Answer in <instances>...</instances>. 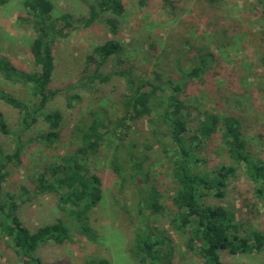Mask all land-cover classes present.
Masks as SVG:
<instances>
[{"label":"rangeland","instance_id":"rangeland-1","mask_svg":"<svg viewBox=\"0 0 264 264\" xmlns=\"http://www.w3.org/2000/svg\"><path fill=\"white\" fill-rule=\"evenodd\" d=\"M50 1L53 18L69 14L70 20L75 21L87 14L80 0ZM170 1L172 8L166 10L162 0H146L143 6L137 0H123L125 9L117 20L115 35L107 26L95 23L68 30L53 44L54 68L48 88L60 92L44 111H60L59 137L51 143L37 140V136L47 132L46 123L38 117L20 135V161L8 165L1 192L3 203L13 197L15 213L30 231L56 220L69 227L70 238L63 244L37 247L35 255L41 264H87L95 258H104L109 264H142L132 254L136 233L148 235L162 254L171 248L169 264H202L184 248L185 236L171 226L175 209L170 198L175 184L158 143L166 142V130L158 122V129L155 128L147 117L128 119L124 102L129 93L128 82L139 78L150 81L155 74L163 81L180 80L179 69L187 71L204 59L201 77L185 82L179 95L185 104L183 113L189 117L186 136L205 113L214 114L219 120L225 115L233 116L251 156L264 163V66L260 63L264 54V15L259 0ZM24 15L18 0L0 7V56L18 70L29 72L34 67L28 49L35 34L22 20ZM110 37L122 48L100 71L102 75L111 73L110 77L105 82L87 80L83 87L72 86L92 71L91 66L83 73L85 56L95 44ZM0 90L28 107L37 101L31 96L29 85L8 82L1 74ZM72 96H78V100L69 103ZM0 112L10 132H0V145L6 154L14 149L12 135L19 128L21 116L18 109L2 101ZM94 115L104 126L99 127L101 139L87 154L84 164L99 181L100 200L87 213L85 225L80 226L70 217L69 206L60 207L57 195L36 191V177L72 151L78 144L75 126L80 122L87 124ZM156 131L157 137L153 134ZM219 133L213 134L198 151L203 163L195 171L206 175L207 180L216 175L221 165L233 164ZM135 165L139 166V175L133 178ZM243 172L241 165L236 166L235 174L221 188L223 195L217 196L213 189L205 192L200 202L223 206L235 214L236 221L264 233L263 200L255 196L254 185ZM153 190L162 207L159 211L149 206ZM218 253L222 264H264V250L249 255ZM165 262L162 259L159 263ZM0 264H21L11 243L1 236Z\"/></svg>","mask_w":264,"mask_h":264},{"label":"trees","instance_id":"trees-1","mask_svg":"<svg viewBox=\"0 0 264 264\" xmlns=\"http://www.w3.org/2000/svg\"><path fill=\"white\" fill-rule=\"evenodd\" d=\"M14 0H0V7ZM25 11L22 20L27 21L34 31L29 43V54L33 70H18L7 59L0 56V74L11 83L29 85L31 96L37 101L30 107L23 104L11 94L0 90V101L16 108L20 112L19 128L13 136L14 149L3 153L0 145V236L11 243L12 250L20 259L21 264H41L35 255L38 246L54 243L61 245L70 238V229L61 220L38 226L33 231L26 228L16 215L13 197H9V206L2 201L3 184L8 176L7 167L10 163H19L22 154L20 135L32 126L40 117L47 125V132L36 137L37 140L51 143L59 137L62 115L59 110L44 111L46 104L60 91L48 88L53 72V44L56 39L66 36L68 30L88 28L95 23L107 26L111 35L117 33V20L124 13L123 0H80L87 14L84 18L70 20L69 14L60 19L53 18V4L50 0H18ZM146 0H137L144 5ZM166 10L172 8L170 0H162ZM261 14L264 15V0H259ZM122 48L114 38H107L95 44L85 56V70L92 66L90 74L78 79L72 86L83 87L88 81L98 79L105 82L110 74L102 75L101 69L107 60L120 54ZM264 66V54L260 58ZM206 61L200 59L187 71L179 69L180 80L163 79L157 74L147 81L139 78L134 83L128 82L129 93L125 97L126 112L129 120L147 117L150 124L158 129L156 122L166 130V142L158 143L162 149V158L170 167V177L175 184L170 203L175 209L172 228L179 235L185 236L184 248L196 255L202 264H222L219 251H227L231 255H249L264 250V233L245 226L236 221L235 214L223 206L203 205L200 200L213 189L217 196L223 195L227 180L235 174L236 166L243 168L246 179L254 185L255 196L264 203V163L251 156L246 141L242 136L239 123L235 117L225 115L218 119L214 114L203 115L194 126L192 133L186 136L189 128V117L183 110L185 104L179 98L185 82L199 79L203 74ZM90 70V69H89ZM112 73H115L113 71ZM78 100V96L68 99L69 103ZM68 106V105H67ZM130 110V111H129ZM95 116V115H94ZM123 118L118 121L122 124ZM158 120V121H157ZM104 125L97 116L87 124L80 122L74 128L78 144L70 153L61 157L59 164L51 163L36 177V191L40 194H55L63 207H70V217L74 222L84 226L87 213L100 200L99 181L90 174L84 164L86 156L93 151L101 139L99 127ZM154 128V129H155ZM0 132L10 134L4 116L0 112ZM220 132L224 151L233 164L221 165L216 175L207 180L206 175L195 171L203 160L198 151L210 137ZM155 136L159 134L156 131ZM134 177L139 175V166L135 165ZM204 192V193H203ZM206 192V193H205ZM157 193L151 191L150 208L159 211L162 207L157 203ZM161 243V241H159ZM156 243V242H155ZM132 254L142 264H169L171 248L163 254L154 245L148 235L136 233L133 240ZM165 263H159L161 260ZM87 264H109L104 258H95Z\"/></svg>","mask_w":264,"mask_h":264}]
</instances>
